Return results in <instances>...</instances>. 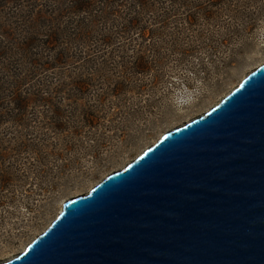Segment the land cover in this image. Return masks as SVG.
I'll return each mask as SVG.
<instances>
[{
    "label": "rangeland",
    "instance_id": "1",
    "mask_svg": "<svg viewBox=\"0 0 264 264\" xmlns=\"http://www.w3.org/2000/svg\"><path fill=\"white\" fill-rule=\"evenodd\" d=\"M84 1L89 10L76 12ZM122 1L0 0V98L21 80L20 95L45 100H31L21 124L0 100L10 120L0 124V149L10 158L0 167L17 170L0 189V262L21 254L66 200L205 114L264 64V0H155L139 14L144 36L120 34L139 11ZM54 28L62 38L78 35L72 47L85 65L55 63L29 74L19 49L34 40L39 51L31 53L53 62L58 46L47 35ZM139 60L146 69L134 73Z\"/></svg>",
    "mask_w": 264,
    "mask_h": 264
},
{
    "label": "water",
    "instance_id": "2",
    "mask_svg": "<svg viewBox=\"0 0 264 264\" xmlns=\"http://www.w3.org/2000/svg\"><path fill=\"white\" fill-rule=\"evenodd\" d=\"M0 264H264V64Z\"/></svg>",
    "mask_w": 264,
    "mask_h": 264
},
{
    "label": "trees",
    "instance_id": "3",
    "mask_svg": "<svg viewBox=\"0 0 264 264\" xmlns=\"http://www.w3.org/2000/svg\"><path fill=\"white\" fill-rule=\"evenodd\" d=\"M106 1V0H105ZM111 1L113 0H107L108 4H111ZM127 1V0H125ZM155 0H131V2L133 3V8L132 10H136L138 9V13L136 14L137 17L133 16V17H130L128 18L123 26H121L123 30L120 31V34H127L129 36L131 35H140V36H144L145 35V30H143V25L141 24L142 22H140V13L141 12H146L148 11V7L151 6L152 2H154ZM168 2L170 3H175L177 0H167ZM118 2V1H117ZM121 2H123L121 0ZM87 3V1H86ZM85 1H84V5H75L73 8L76 12H78L81 8L82 9H88L90 8V2L87 3V5L85 6ZM92 8V7H91ZM94 21V20H93ZM100 23L101 21H95L94 23ZM122 24V23H121ZM118 25V24H117ZM58 29V28H57ZM57 29H53V30H50L49 34L47 35L48 38H50V42L48 43V45H57V51H55V57H54V52H53V62H41V60L39 58L42 57V54H40V52H36V53H31L32 50H37L38 49V45L36 43V41L34 40H30L28 41V43H24L22 45V48L19 49L21 50L23 56L25 55V57L27 58V65H28V72L29 74L33 73V72H38L37 69H42V70H46L47 67H51V65H62L63 63H72L74 64L75 61H78V62H81L82 60V65H85V62H86V59L85 61H83V59L81 58V52L82 51H76L75 49H73V44L75 45H78L77 44V41H81L80 38L77 39L78 35L74 34L72 37H68V38H62L61 34L59 35L58 32H57ZM49 31V30H48ZM36 43V45H35ZM47 45H43V47H40V51L43 50L45 52L44 49H46ZM71 46V47H70ZM59 48V49H58ZM39 51V49H38ZM27 55L29 57H27ZM39 57V58H37ZM145 56L142 55V51H139L137 50L136 51V58L140 59L141 58H144ZM139 60V61H140ZM72 61V62H71ZM76 64V63H75ZM39 66V67H37ZM132 70H134L133 72L134 73H142L145 69H146V65L144 62H139L137 64L134 65V68H131ZM81 84V83H80ZM79 84V85H80ZM12 85V91H11V94L12 95H9L7 97L9 98H6V99H3V98H0V100H7L5 102H9V104H11L12 106V111H14V113H16V115H12L14 119H11L12 122L14 123H19L21 124V121L23 122V117H24V113H26L30 106H29V102H31V100H38V101H43L44 99H39L38 96L36 97L35 95V98H25L23 97L22 95H20V92H18V88L22 85H23V81L21 80H17L15 81L14 83L11 84ZM43 94H45V91H41ZM37 93L39 94L40 92L37 91ZM3 94L2 92V84H0V95ZM45 101V100H44ZM4 105H7L5 103H2L0 102V108L3 107ZM9 109V110H11ZM3 113H0V124H5L9 121H5V119L8 117L9 114L5 113V116L2 115ZM4 116V117H3ZM25 147H28L26 145H22L20 146L19 148L22 149V148H25ZM9 157L3 155V152L2 150L0 149V164L3 165V163H5L6 161L8 162L9 161ZM10 169L6 170V168H1L0 167V189H3L5 187V183L10 180V179H14V177L16 178L15 176V173L16 171H13V168L9 171ZM13 171V172H12ZM8 174V176H6Z\"/></svg>",
    "mask_w": 264,
    "mask_h": 264
},
{
    "label": "bare ground",
    "instance_id": "4",
    "mask_svg": "<svg viewBox=\"0 0 264 264\" xmlns=\"http://www.w3.org/2000/svg\"><path fill=\"white\" fill-rule=\"evenodd\" d=\"M256 70V69H255ZM195 119V118H194ZM192 121V120H191ZM178 127V126H177ZM174 129V128H173ZM172 130V129H171ZM167 133V132H166ZM165 133V134H166ZM164 136V135H163ZM163 136H161V137H163ZM151 147V146H150ZM132 162V161H131ZM121 170V169H120ZM120 170H118V171H120ZM114 173V172H113ZM113 173H111V174H113ZM110 175V174H109ZM78 197V196H77ZM69 200V199H68ZM67 201V200H66ZM27 247V246H26Z\"/></svg>",
    "mask_w": 264,
    "mask_h": 264
}]
</instances>
